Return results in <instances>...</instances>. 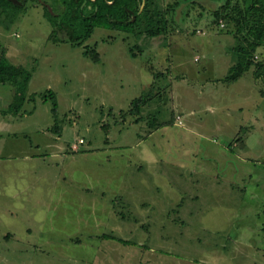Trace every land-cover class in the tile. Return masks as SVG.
I'll return each mask as SVG.
<instances>
[{"label": "rangeland", "instance_id": "1", "mask_svg": "<svg viewBox=\"0 0 264 264\" xmlns=\"http://www.w3.org/2000/svg\"><path fill=\"white\" fill-rule=\"evenodd\" d=\"M221 4L180 0L165 35L97 28L80 47L54 43L38 5L0 18V55L36 95L15 115L14 83L0 84L13 119L0 139V264H264V82L251 67L224 83L236 39L212 24Z\"/></svg>", "mask_w": 264, "mask_h": 264}, {"label": "trees", "instance_id": "2", "mask_svg": "<svg viewBox=\"0 0 264 264\" xmlns=\"http://www.w3.org/2000/svg\"><path fill=\"white\" fill-rule=\"evenodd\" d=\"M0 0V18L8 12L12 15L22 13L26 6L42 7L43 17L52 27L50 39L54 43H69L83 46L97 28L131 34L135 38L145 36L155 38L168 33V17L178 6L161 9V0ZM211 1V0H202ZM222 4L210 13L212 24L226 27L232 25L236 39L233 49L235 61L228 70L224 82H236L253 67V76L264 82V62L254 61L257 50L264 47V0H220ZM15 2V3H14ZM178 2V4H177ZM87 7L90 11L85 14ZM204 10V9H203ZM63 35V36H61ZM63 37V38H61ZM83 55L92 62H99L95 48L84 46ZM31 74L21 67L10 65L4 55H0V84L14 83L12 103L8 110L18 115L26 102H34L36 95L28 97L27 87ZM42 96L51 104V114L56 117L57 102L51 91ZM147 98L132 103L131 112L138 114ZM153 128L152 124H149ZM104 238H108L104 236ZM121 242V241H119Z\"/></svg>", "mask_w": 264, "mask_h": 264}, {"label": "crops", "instance_id": "3", "mask_svg": "<svg viewBox=\"0 0 264 264\" xmlns=\"http://www.w3.org/2000/svg\"><path fill=\"white\" fill-rule=\"evenodd\" d=\"M204 2H207V1H204ZM210 2V1H209ZM208 3V2H207ZM202 6V5H201ZM212 10H210L209 12H211ZM226 83V82H224ZM12 123H13V119H9V118H5V117H2L1 116V113H0V139L3 138L2 134H5L7 137H9L12 133H11V127H12ZM7 143V142H6ZM48 147L50 146L52 149L53 146L55 147L56 151L53 155V157L57 158L56 156L59 155V147L57 145H53L50 143L47 145ZM26 159L28 160L29 158L26 157ZM20 192H23V191H20ZM28 192V191H27ZM14 227L12 226L11 229H13ZM28 227H26V231H27ZM8 233H11V234H15V229H13L12 231H8Z\"/></svg>", "mask_w": 264, "mask_h": 264}, {"label": "water", "instance_id": "4", "mask_svg": "<svg viewBox=\"0 0 264 264\" xmlns=\"http://www.w3.org/2000/svg\"><path fill=\"white\" fill-rule=\"evenodd\" d=\"M15 3V2H14Z\"/></svg>", "mask_w": 264, "mask_h": 264}]
</instances>
